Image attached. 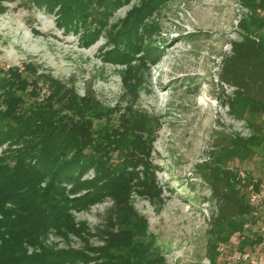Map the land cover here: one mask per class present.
Instances as JSON below:
<instances>
[{
    "label": "trees",
    "instance_id": "obj_1",
    "mask_svg": "<svg viewBox=\"0 0 264 264\" xmlns=\"http://www.w3.org/2000/svg\"><path fill=\"white\" fill-rule=\"evenodd\" d=\"M117 1L121 0H31L35 6L54 10L59 25L73 29L92 16L100 22ZM239 1L247 10L238 22L240 39L231 40L229 52L222 55L216 83L232 88L221 102L249 133L215 130L207 158L196 164V174L209 190L204 232L209 264L229 261L226 256L221 259L225 254L219 247L243 229L253 209L247 187L254 175L232 165L233 161H250L258 152L264 156V14L257 12L264 10V0ZM148 2L142 12L136 14L137 9L129 16L122 38L130 39L142 15L152 10V4L145 6ZM153 31L145 30L146 36L150 38ZM84 35L88 44L98 33ZM140 48L127 46L128 51ZM148 49L145 53L151 56L153 49ZM129 81L124 79L119 100L125 106L100 110L89 91L79 98L49 76L0 68V147L7 143L0 152V264H72L79 259L95 264H163L161 246L147 233V220L132 205L133 184L124 162H114L110 156L112 152L128 156L150 147L153 140L151 119L136 107L137 95L130 91ZM43 85L47 94H40ZM113 110L122 113L112 118ZM99 121L102 124L96 128ZM90 169L94 174L84 176ZM105 200L108 206L95 228L100 245L90 246L87 254L53 250L41 243L49 233L61 237L86 233L73 213ZM254 243L248 234L239 248Z\"/></svg>",
    "mask_w": 264,
    "mask_h": 264
},
{
    "label": "rangeland",
    "instance_id": "obj_2",
    "mask_svg": "<svg viewBox=\"0 0 264 264\" xmlns=\"http://www.w3.org/2000/svg\"><path fill=\"white\" fill-rule=\"evenodd\" d=\"M148 1H117L100 22L92 16L73 29L59 25L54 10L35 6L31 0H0V68L49 76L79 98L89 91L100 110L125 106L119 100L127 77L130 91L137 95L136 107L151 119L153 140L150 147L128 156L115 152L110 156L114 162H124L133 184L132 205L147 220V233L161 246L163 264H209L204 235L209 190L197 176L196 164L207 158L215 130L249 133L221 102L232 88L216 83L221 57L229 52L231 40L240 39L238 22L247 10L239 0ZM144 2L154 7L142 15L130 39L129 35L122 38L124 23L137 9L136 14L142 12ZM257 12L264 14V10ZM150 27L154 31L149 38L145 30ZM86 31L98 33L88 44L83 41ZM128 44L141 48L128 51ZM147 46L153 49L151 56L145 53ZM48 91L41 86L40 94ZM121 113L113 110L112 118ZM101 124L94 123L96 128ZM6 147L4 142L0 152ZM232 165L254 176L264 174L260 152L250 161ZM93 174L90 169L84 176ZM107 206L105 200L73 213L75 221L87 229L81 236L49 233L41 243L53 250L69 248L87 254L90 246L100 245L95 228ZM72 264L95 263L79 259Z\"/></svg>",
    "mask_w": 264,
    "mask_h": 264
},
{
    "label": "built area",
    "instance_id": "obj_3",
    "mask_svg": "<svg viewBox=\"0 0 264 264\" xmlns=\"http://www.w3.org/2000/svg\"><path fill=\"white\" fill-rule=\"evenodd\" d=\"M247 197L253 208L250 217L245 221L243 229L220 245L219 250L227 260L239 264H264V174L262 177L253 176L247 187ZM248 234L255 243L240 249V240Z\"/></svg>",
    "mask_w": 264,
    "mask_h": 264
}]
</instances>
